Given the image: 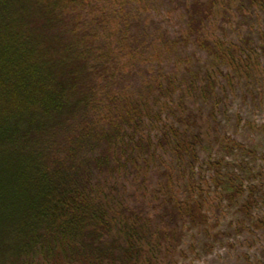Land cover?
Returning <instances> with one entry per match:
<instances>
[{
  "label": "trees",
  "instance_id": "obj_1",
  "mask_svg": "<svg viewBox=\"0 0 264 264\" xmlns=\"http://www.w3.org/2000/svg\"><path fill=\"white\" fill-rule=\"evenodd\" d=\"M230 3L0 0V264H179L222 242L224 207L227 236L264 232L258 150L200 122L259 91L264 42L209 34Z\"/></svg>",
  "mask_w": 264,
  "mask_h": 264
},
{
  "label": "rangeland",
  "instance_id": "obj_2",
  "mask_svg": "<svg viewBox=\"0 0 264 264\" xmlns=\"http://www.w3.org/2000/svg\"><path fill=\"white\" fill-rule=\"evenodd\" d=\"M231 2L229 5L231 11V21H223L222 13H220L216 20L210 26V36H218L222 40L234 39L237 41L240 36H244L245 33L249 32L253 37L258 40V44L264 42V10L259 8L249 10V12H255V17H260V21L250 20L249 13L245 17L241 16L239 12H236L237 0H225ZM181 16L177 15V22L175 23L176 28H179L182 22ZM248 20L251 26L244 25L243 22ZM241 24V26H240ZM220 26H225L227 34L222 32ZM175 27V26H173ZM253 27L254 32H250L249 28ZM238 42V41H237ZM258 57L260 58L261 67L263 71H260L258 82H255L258 86L256 90V99H253V94H248L247 90L243 85H240L239 90H229L227 93L226 100L222 103L221 111L216 110L215 114L218 117V121L215 122L209 111L206 110L204 117L200 122L204 125V131L208 139L216 140L217 135H220L225 143H230L231 140H237L238 142L246 145L247 147L258 150L259 156L264 153V102H260L261 97L264 101V54L260 48L257 51ZM256 56V55H255ZM253 83V81L251 82ZM226 85V81H224ZM252 86V85H251ZM241 89L248 94V97L242 95ZM252 95V96H251ZM192 97L187 100V105L193 107ZM218 125V133L213 130L215 125ZM219 148V144L216 145ZM209 155L208 152H203L202 158H206ZM214 155H217L214 153ZM237 153V155L227 157L230 160L240 159L243 156ZM259 156L245 157L250 163V167L255 170H264V160H261ZM199 172V168L197 169ZM207 178L210 175L207 173ZM261 208L256 211L258 217H264V200L260 201ZM221 226L217 230L223 232L228 231L230 228L231 211L225 207L222 209ZM229 228V229H228ZM221 233L219 237L222 242L216 243V248L211 252L207 253L200 248L193 249L187 248V258H177L179 264H264V232L256 230L255 232L244 231L236 236H227L225 233ZM227 236V237H226Z\"/></svg>",
  "mask_w": 264,
  "mask_h": 264
}]
</instances>
